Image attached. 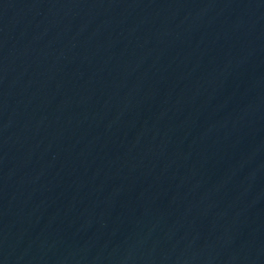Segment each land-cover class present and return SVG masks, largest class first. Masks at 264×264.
Masks as SVG:
<instances>
[{"label":"water","instance_id":"water-1","mask_svg":"<svg viewBox=\"0 0 264 264\" xmlns=\"http://www.w3.org/2000/svg\"><path fill=\"white\" fill-rule=\"evenodd\" d=\"M0 264H264V0H0Z\"/></svg>","mask_w":264,"mask_h":264}]
</instances>
